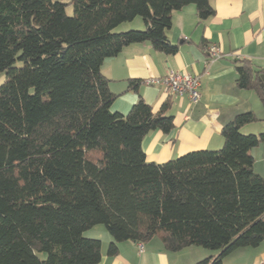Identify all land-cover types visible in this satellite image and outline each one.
Segmentation results:
<instances>
[{
  "label": "trees",
  "instance_id": "trees-1",
  "mask_svg": "<svg viewBox=\"0 0 264 264\" xmlns=\"http://www.w3.org/2000/svg\"><path fill=\"white\" fill-rule=\"evenodd\" d=\"M187 5L199 20L214 13L208 0H0V264H96L101 241L84 232L99 224L109 254L153 236L171 251L216 252L192 264H224L264 240V177L250 153L264 132L240 130L253 112L224 124L220 148L155 163L140 141L174 127L169 99L111 110L103 61L141 42L173 54L165 31ZM135 16L145 29L113 30ZM235 68L238 88L264 104V69Z\"/></svg>",
  "mask_w": 264,
  "mask_h": 264
},
{
  "label": "crops",
  "instance_id": "crops-1",
  "mask_svg": "<svg viewBox=\"0 0 264 264\" xmlns=\"http://www.w3.org/2000/svg\"><path fill=\"white\" fill-rule=\"evenodd\" d=\"M214 13L199 20L194 5L173 11L171 26L165 33L177 46L173 54L155 50L149 42L124 46L118 54L106 58L101 72L115 97L111 110L127 113L138 99L157 111L169 99L167 114L174 127L166 133L148 132L141 142L148 162L162 163L189 151L217 149L223 144L221 129L235 115L253 112L256 120L243 124L241 132H264V104L255 89L238 88L236 65L251 62L254 69H264V0H208ZM132 22L124 29L142 28ZM217 46L220 57L211 58L207 46ZM186 72L199 77L198 101L189 102L186 94L168 93L161 85H146L147 78L164 76L168 71ZM4 76L0 77V84ZM130 80H138L129 86ZM253 170L264 177V140L250 149ZM100 239V260L96 264H192L216 252L190 245L179 251L165 248L153 236L143 243L131 240L117 243V252L109 254L112 236L103 226L95 225L84 232ZM142 244V247H140ZM264 258V240L258 246L240 247L223 257L224 264H259Z\"/></svg>",
  "mask_w": 264,
  "mask_h": 264
},
{
  "label": "built area",
  "instance_id": "built-area-1",
  "mask_svg": "<svg viewBox=\"0 0 264 264\" xmlns=\"http://www.w3.org/2000/svg\"><path fill=\"white\" fill-rule=\"evenodd\" d=\"M211 58L220 57L221 52L217 46L209 45L206 47ZM146 85H161L166 88L165 91L171 94L183 95L186 94L190 101L194 103L200 97L199 93V77L186 72L168 71L164 76L158 78H147L143 81ZM142 247V244H140ZM259 264H264V258L259 261Z\"/></svg>",
  "mask_w": 264,
  "mask_h": 264
},
{
  "label": "rangeland",
  "instance_id": "rangeland-1",
  "mask_svg": "<svg viewBox=\"0 0 264 264\" xmlns=\"http://www.w3.org/2000/svg\"><path fill=\"white\" fill-rule=\"evenodd\" d=\"M67 1V0H65ZM66 8V12L70 15L72 13V7H70V5H68ZM137 20H139V22L143 23V20L140 16H135L132 20L130 21H126L123 23H120L118 26L115 27V31H125L126 29L122 30L126 25L131 24L132 22H136ZM132 29V28H130ZM133 29H145V25H142V28H133ZM132 29V30H133ZM4 76L3 74L0 75V77ZM101 226H103L105 228L104 225L101 224Z\"/></svg>",
  "mask_w": 264,
  "mask_h": 264
},
{
  "label": "water",
  "instance_id": "water-1",
  "mask_svg": "<svg viewBox=\"0 0 264 264\" xmlns=\"http://www.w3.org/2000/svg\"><path fill=\"white\" fill-rule=\"evenodd\" d=\"M257 80L259 82L260 87L264 89V73L259 74Z\"/></svg>",
  "mask_w": 264,
  "mask_h": 264
}]
</instances>
